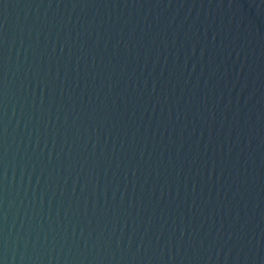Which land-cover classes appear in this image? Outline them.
<instances>
[{
  "label": "water",
  "instance_id": "95a60500",
  "mask_svg": "<svg viewBox=\"0 0 264 264\" xmlns=\"http://www.w3.org/2000/svg\"><path fill=\"white\" fill-rule=\"evenodd\" d=\"M0 264H264V0H0Z\"/></svg>",
  "mask_w": 264,
  "mask_h": 264
}]
</instances>
